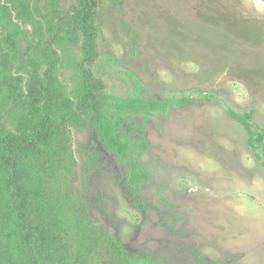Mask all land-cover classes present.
Wrapping results in <instances>:
<instances>
[{
	"label": "rangeland",
	"instance_id": "obj_1",
	"mask_svg": "<svg viewBox=\"0 0 264 264\" xmlns=\"http://www.w3.org/2000/svg\"><path fill=\"white\" fill-rule=\"evenodd\" d=\"M28 1L44 12L46 0ZM56 2L58 24L75 0ZM97 3L100 57L88 67L106 93L126 98L137 83L147 100L192 102L124 122L135 145L146 140L131 155L149 174L138 195L124 184L127 159L104 149L92 127H70L68 194L130 257L264 264V0ZM21 26L29 39L32 26ZM36 43L21 39V55ZM69 72L59 75L68 88ZM230 113L248 116L262 141L249 146Z\"/></svg>",
	"mask_w": 264,
	"mask_h": 264
},
{
	"label": "trees",
	"instance_id": "obj_2",
	"mask_svg": "<svg viewBox=\"0 0 264 264\" xmlns=\"http://www.w3.org/2000/svg\"><path fill=\"white\" fill-rule=\"evenodd\" d=\"M4 1L6 5L0 4V264H160L152 256H128L117 239L94 224L77 195L68 194L67 179L74 167L69 128L92 127L104 149L119 161L127 159L124 184L138 195L149 174L131 155H141L146 140L135 145L124 122L131 115L146 120L192 100L150 101L140 95L137 83L126 98L106 93L105 83L88 67L100 57L98 0H75L73 10L58 24L56 0H46L44 12L28 0ZM20 23L32 26L29 39ZM21 39L37 40L24 57ZM72 45L78 47L77 58L72 56ZM65 69L70 71L69 88L59 76ZM230 117L243 126L249 146L262 141L248 116L230 113ZM261 165L264 168V162Z\"/></svg>",
	"mask_w": 264,
	"mask_h": 264
}]
</instances>
